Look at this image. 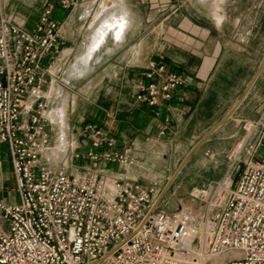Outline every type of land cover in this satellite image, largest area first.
Here are the masks:
<instances>
[{
  "label": "built area",
  "instance_id": "1",
  "mask_svg": "<svg viewBox=\"0 0 264 264\" xmlns=\"http://www.w3.org/2000/svg\"><path fill=\"white\" fill-rule=\"evenodd\" d=\"M59 3L68 10L77 0ZM54 8L28 32L0 0V143L16 180V199L0 198V264H264V112L243 123L226 178L194 189L193 205L176 212L160 208L153 188L100 168L134 162L131 148L100 125L84 128L82 150L60 129L58 153L71 152L72 162L50 166L57 111L46 88L63 46ZM186 86L169 65L152 62L134 102L155 108ZM73 160L91 167L70 171Z\"/></svg>",
  "mask_w": 264,
  "mask_h": 264
},
{
  "label": "crops",
  "instance_id": "2",
  "mask_svg": "<svg viewBox=\"0 0 264 264\" xmlns=\"http://www.w3.org/2000/svg\"><path fill=\"white\" fill-rule=\"evenodd\" d=\"M2 2L7 18L28 32L54 4L52 16L62 24L63 46L46 88L49 104L53 108L62 104L60 109L68 111L70 97L62 98V92L72 90L68 79L73 77L85 80L86 97L90 92L101 95L100 122L89 121L84 128L90 123L102 126L119 146L131 148L134 159L126 168L101 166L108 176L141 184L149 175L143 162L150 154L145 144L157 136L177 137L189 127L194 128V148L221 142L217 148L214 143L207 155L225 157L244 136L243 123L264 112V42H252L256 32H264V0H77L68 10L59 0ZM159 61L182 75L187 86L172 101L141 108L134 102L136 88L145 81L150 64ZM254 63L259 64L256 71ZM230 64L235 65L234 76L242 72L239 86L244 89L221 116L222 97L216 98L215 88L230 80ZM72 103L76 104L75 98ZM215 103L219 105L210 106ZM165 124L168 130L163 133ZM52 126L57 127L58 139L62 128L55 120ZM63 131L68 142L80 145L68 120ZM7 156L11 161L8 151ZM84 163L91 167L88 161L78 164ZM3 186L2 200L16 198Z\"/></svg>",
  "mask_w": 264,
  "mask_h": 264
},
{
  "label": "rangeland",
  "instance_id": "3",
  "mask_svg": "<svg viewBox=\"0 0 264 264\" xmlns=\"http://www.w3.org/2000/svg\"><path fill=\"white\" fill-rule=\"evenodd\" d=\"M256 32L255 38L252 42H264V32ZM257 58V57H255ZM242 65V64H241ZM245 65V64H244ZM254 71L258 67V63H254ZM234 64L229 65V81L222 80L221 85L216 86V98L222 97L221 116H224L229 107L232 104L233 99H236L239 95L238 91H242V72L237 75H233L232 71L235 70ZM234 68V69H233ZM231 74V75H230ZM69 84L72 86V90L64 89L62 92V98L70 97V105L68 111H64L62 104L59 106L54 104V108L60 109L56 113V121L59 119L57 116L63 111V116H66L63 121L71 125L72 133L80 140V149H83L82 141H85L84 126L89 121L100 122L102 111L100 108L101 95L92 94L91 92L86 97L85 94V80L69 78ZM76 101L73 104L72 101ZM217 102V101H216ZM218 103L210 104V106H217ZM59 125V124H56ZM60 126V125H59ZM61 128V126H60ZM194 128H187L185 132L176 136H170L162 138L160 136L155 137L153 142L145 144L144 149L149 147L150 152L147 159L143 160L147 174H149L141 184L153 188L155 191L154 199L159 203L160 208L167 212H176L181 208H187L192 206L190 194L194 189L200 188L204 184L215 183L226 178L229 170V160L227 155L225 157L211 158V154L207 155L208 149H212L211 146L216 143L215 147L222 146L221 142H209L201 145L198 149L192 152L193 148L197 144L195 135L191 133ZM49 133L53 136V142L51 147L54 155H47L50 160V166L56 168L58 165L68 161L72 162L71 152L64 154L58 153V147H60L57 141V127L48 126ZM244 131V129H243ZM214 147V146H212ZM7 145L0 143V190L5 185L11 193L15 194L16 180L14 177L11 161L7 156ZM264 155V148L261 151ZM73 166H70V171H78L89 166L84 163V168H79L80 165L73 160ZM237 174H233L231 179L235 181ZM16 198L12 196V200Z\"/></svg>",
  "mask_w": 264,
  "mask_h": 264
},
{
  "label": "bare ground",
  "instance_id": "4",
  "mask_svg": "<svg viewBox=\"0 0 264 264\" xmlns=\"http://www.w3.org/2000/svg\"><path fill=\"white\" fill-rule=\"evenodd\" d=\"M217 7V6H216ZM114 24V23H113ZM59 119L56 121V119L53 118V121L55 120V124H59L63 130V128L65 127L66 123L63 121V119H65L66 116H63V111H61L59 113V115L57 116ZM59 149H61V146L58 147ZM58 149V150H59Z\"/></svg>",
  "mask_w": 264,
  "mask_h": 264
},
{
  "label": "water",
  "instance_id": "5",
  "mask_svg": "<svg viewBox=\"0 0 264 264\" xmlns=\"http://www.w3.org/2000/svg\"><path fill=\"white\" fill-rule=\"evenodd\" d=\"M232 114H233V112L230 113V114L227 116V119H228L229 117H231ZM198 146H199V144L196 146V148H197ZM196 148H194V150H195ZM194 150H193V151H194ZM193 151H192V152H193ZM192 152H191V154H192Z\"/></svg>",
  "mask_w": 264,
  "mask_h": 264
}]
</instances>
